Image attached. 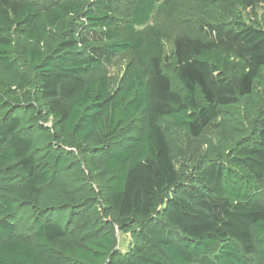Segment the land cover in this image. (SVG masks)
I'll return each instance as SVG.
<instances>
[{
	"label": "trees",
	"instance_id": "trees-1",
	"mask_svg": "<svg viewBox=\"0 0 264 264\" xmlns=\"http://www.w3.org/2000/svg\"><path fill=\"white\" fill-rule=\"evenodd\" d=\"M0 264H264V0H0Z\"/></svg>",
	"mask_w": 264,
	"mask_h": 264
},
{
	"label": "rangeland",
	"instance_id": "rangeland-1",
	"mask_svg": "<svg viewBox=\"0 0 264 264\" xmlns=\"http://www.w3.org/2000/svg\"><path fill=\"white\" fill-rule=\"evenodd\" d=\"M256 13L260 14L262 12L261 7H257L255 10ZM244 20L246 24H249L254 19V14L250 11H248L244 15ZM153 25L162 28L169 36V39L166 42V47L169 48L172 38L177 35H191V36H197L201 37L199 33L197 32L195 25L192 21L179 23L176 21H167L163 19H159L158 21L155 20ZM203 38V37H202ZM121 71V65L115 66L111 69V72L117 73ZM219 120L214 121L208 128L206 137L213 140L218 134H219ZM179 144L181 145L182 152H183V158L179 161L181 165L188 164L187 160L192 159L197 154H202L204 151V148L200 147V144L196 140H191L187 138L186 136L179 135L177 137ZM179 166V164L177 165ZM119 239V246L122 250H125L128 244V237L123 235H118Z\"/></svg>",
	"mask_w": 264,
	"mask_h": 264
}]
</instances>
